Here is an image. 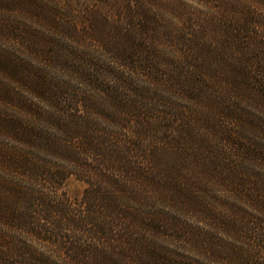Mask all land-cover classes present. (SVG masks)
Masks as SVG:
<instances>
[{
    "label": "trees",
    "instance_id": "trees-1",
    "mask_svg": "<svg viewBox=\"0 0 264 264\" xmlns=\"http://www.w3.org/2000/svg\"><path fill=\"white\" fill-rule=\"evenodd\" d=\"M67 3L77 11L71 0ZM218 5L228 13L214 23L222 35L206 40L211 24L191 14L170 36L181 55L163 58L147 56L148 42L154 40L147 33L150 20L132 29L144 32L134 42L132 30L126 27H99L92 18L86 29L81 19L72 24L46 3L0 0V8L25 9L62 37L97 40L114 57L116 68L142 69L163 91L205 107L188 113L166 96L159 100L132 86L113 66L100 67L67 53L62 44L46 40L20 21L0 19V40L24 45L49 67L76 72L78 80L95 90L94 94L71 93L69 85L48 80L0 50V75L20 84L36 100H26L0 85L5 109L13 107L31 120L0 110V264H203L154 236L141 234L144 227L136 230L135 224L150 219L149 227L163 228L160 221L165 222V217L130 210L124 202L140 206L158 198L167 207L192 204L190 211L200 208L202 219L220 221L225 215L194 194L199 188L193 186L208 185L207 180L229 191L238 202L232 206L242 214L224 222L222 229L235 238L252 240L255 249V254H227L224 259L229 262L224 264H264V256L259 255L264 252V176L242 170L226 156L233 152L264 166V148L231 141V133L216 121L217 117L236 119L238 111L223 106L220 94L214 98L210 94L214 84H224L226 79L242 94L249 86L247 74L261 63L264 40L249 35L260 23L249 3ZM131 12L130 18L135 19ZM197 25L200 30H194ZM115 32L119 37L114 38ZM253 41L256 49L250 53L245 44ZM234 45L241 55L238 66L231 61ZM234 71L240 73L237 80L230 76ZM104 76H110L111 82L103 84ZM213 134L227 148L217 146ZM72 179L84 184L79 194L64 191ZM149 227L145 231L151 232ZM187 237L197 247L202 240Z\"/></svg>",
    "mask_w": 264,
    "mask_h": 264
},
{
    "label": "rangeland",
    "instance_id": "rangeland-1",
    "mask_svg": "<svg viewBox=\"0 0 264 264\" xmlns=\"http://www.w3.org/2000/svg\"><path fill=\"white\" fill-rule=\"evenodd\" d=\"M35 1L39 4H48L56 9L61 17L66 21L72 22V24H75L76 20L80 21L81 19L83 27L86 29H88V22L92 18L95 19L99 27L104 26L107 27V29H112L114 26L116 28L117 26H122L129 28L128 30L135 29V27H142V20H150L151 23L147 29V33L151 34L154 40H149L150 42H148L150 43L148 44V50H150L147 52L148 57L151 56L152 53L160 55V57L163 58L179 57L181 53L176 44L170 41V36L177 34V27L180 26L182 22L186 21V18L191 14H193L192 16L198 21L205 20L211 24L210 30L206 34V40L210 42L215 41L218 38L217 35H222L223 32L219 30L214 23H217L221 14H228L226 10L222 11L223 5H218L219 3H227L228 5L229 3L232 5H239L240 1L246 4L249 3L251 10H253L254 15L259 18L260 22L257 29H253L254 32L249 35L264 40V3H259L257 0H71L72 5H74L77 11H72L68 8L67 2L69 0ZM129 10L132 11L131 13L134 14L133 17H135V19L130 18ZM25 11V9L23 10L20 7H10L8 9L0 8V19L20 21L23 26H28L36 30L39 36L53 39L62 44L63 50L67 53H72L76 57L88 58L100 64V67H118L111 53L106 52L101 46L102 44L97 40L83 38V41L76 42L69 38L62 37L56 34L54 30L48 29L43 24H40L38 20L33 18L32 14H28ZM230 17H233V15L231 14ZM84 22H87V25ZM181 27L183 26H180V28ZM194 30H200L199 25H197ZM132 32L134 34V38H132L134 42H137L136 39H140V37L144 35L142 30L137 33H134V30H132ZM113 35L114 38L119 37L117 32L113 33ZM202 35L204 36L205 34ZM244 35L246 36L247 33ZM122 41L124 42L125 40L123 39ZM256 44L255 41L249 42L245 44V49L252 53L254 49H256ZM0 50H6L12 56H16V58L26 63L27 68H33L35 72L42 73L48 80L63 85H69L71 93L85 92L94 94L95 90H92L86 84L78 80L76 72L66 67L55 68L45 65L44 62L32 56L30 52L25 49L24 45L14 41L0 40ZM237 50L239 51L237 45H234L231 53L233 56L231 61L235 64L234 66H238L237 62L239 61V57H241L239 53H235ZM261 52V63H258L257 66L251 69L247 74L246 77L248 81H246V83H248L249 86L242 91V94L233 90L234 87H232L231 81L228 79H226L224 84L222 82L214 84L215 87L210 90V94H213L211 98H214L215 94H220L222 99L219 100V102L221 103L222 101V105L227 108L233 107L230 109L237 110L239 116L236 118L237 120L232 118L225 121L217 117L219 121H216V123L220 124V127L227 129L231 133V141L240 144L243 142L245 146L248 144L247 146L253 148H256L258 145L264 148V132L262 131L264 128V47ZM234 57H236V59H234ZM70 63L74 64L77 62L70 61ZM89 70V72L93 74L96 73L94 68H89ZM115 70H119V74L129 81L132 86L142 87L150 96H159V100H163L162 98L166 96L168 98L167 100L173 101L174 105L180 109L188 110V113L190 110H201L202 107L205 108L204 105L194 104L184 97L163 91L160 88L161 86L155 84L154 81L149 79L142 72V69H137L133 72L125 70L124 68H116ZM239 74V72L234 71V73L231 72L230 76L237 80L238 77H240ZM101 80L103 84H108L111 82V77L104 76ZM0 85L13 91L14 94L24 97L26 100L36 102L20 84L12 82L1 75ZM215 104L216 101L207 107L211 108ZM38 105L40 108L44 107L43 104ZM160 106L161 105H156V108ZM5 108L6 106L0 103V110H4ZM5 110L8 113L16 114L27 121H31L28 119L29 116H25L13 107H7ZM214 113L215 112H213V114ZM213 119L215 120V117H213ZM213 137L215 138L217 146L227 148L216 135L213 134ZM227 153L228 155L226 154V156L228 161L233 164H239L242 170L248 173H258L260 177L264 176V166L258 162L251 160L246 161L233 152ZM53 162L55 164L59 163L57 160H53ZM207 182L209 183L208 185L201 184L193 186L199 188V190H194V194L201 196L200 200L208 208L219 210L220 213L225 215L220 221L216 220L214 217L202 219L200 212H197V210H201L200 208L190 211L191 209L189 206H193L192 204L189 206L177 204L176 206L167 207V205L163 204L158 198H155L149 203H143L140 205L141 207L135 202H124L125 206L130 210L141 211L145 214L158 212L161 213L162 217H165V222H162V220L160 221L163 228H157V225L156 228L149 227L148 224L150 223V219H145L139 222L140 225L138 223H133L135 227H137L136 230H140V227H144L141 234L144 233V235L148 234L152 237L154 236L155 239L168 245L173 251L183 253L188 257L199 260L203 264L228 263L229 260L225 261L224 258L230 253L232 255L236 252L255 254L252 240L235 238L222 229L223 223L227 220L238 219L242 216L240 211L232 206V204L238 203L236 202L237 199L232 196L229 191L220 187L216 181L207 180ZM83 186V183L72 179L69 180L68 184L64 187V191L76 195L82 191ZM56 193L57 192H54V194ZM194 205L199 206V203L196 202ZM146 226L149 227L151 232L145 231ZM187 236H194V238L202 239L198 247L188 242ZM259 255L264 256V252H261ZM230 264L238 263L234 261L230 262Z\"/></svg>",
    "mask_w": 264,
    "mask_h": 264
}]
</instances>
